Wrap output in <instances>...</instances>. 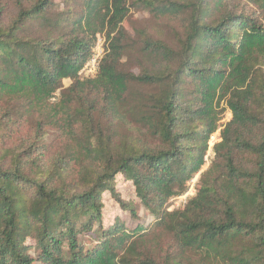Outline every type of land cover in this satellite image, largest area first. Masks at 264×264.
<instances>
[{"label":"trees","instance_id":"obj_1","mask_svg":"<svg viewBox=\"0 0 264 264\" xmlns=\"http://www.w3.org/2000/svg\"><path fill=\"white\" fill-rule=\"evenodd\" d=\"M0 264H264V0H0Z\"/></svg>","mask_w":264,"mask_h":264},{"label":"rangeland","instance_id":"obj_2","mask_svg":"<svg viewBox=\"0 0 264 264\" xmlns=\"http://www.w3.org/2000/svg\"><path fill=\"white\" fill-rule=\"evenodd\" d=\"M123 27L126 29L132 41L136 40V36L134 33L135 29H145L149 31L152 35H158L157 33L164 31L166 32V35L168 33V31L164 27H160L157 23L151 21L146 13L136 11H130L127 20L123 23ZM101 49H103V40ZM128 57V70H131L135 72V74H137L138 70L133 61L134 55H129ZM69 85L70 80L63 81V86L65 88ZM220 118L221 119L219 125H223L230 120L231 114L228 112V110L225 109V111L221 112ZM219 134L220 129H218L209 140L208 151L204 159L205 166L202 168L201 172L207 169L211 160L213 159L212 147L215 143L220 141ZM198 177L199 174L188 184L187 191L184 195L171 199L166 204L165 209L167 211H174L183 208L187 198L193 196L195 193V184L197 183ZM116 192L118 193L122 202L129 204L131 207H134V209H136L137 217H131L130 212L122 210L109 193H104L102 196V202L104 205L102 210L103 225H111L115 223V218H118L120 221H123L125 225L130 229L135 228L139 224L142 226H146L151 223L152 217L143 208L139 207L138 201L135 196L134 188L131 183H125L122 179L118 178Z\"/></svg>","mask_w":264,"mask_h":264},{"label":"built area","instance_id":"obj_3","mask_svg":"<svg viewBox=\"0 0 264 264\" xmlns=\"http://www.w3.org/2000/svg\"><path fill=\"white\" fill-rule=\"evenodd\" d=\"M102 40H103V49H101ZM104 43H105V40L103 37H97V40L93 47L91 57L86 63V65L84 66V68L79 73L84 78H91L96 75L99 61L104 54Z\"/></svg>","mask_w":264,"mask_h":264}]
</instances>
